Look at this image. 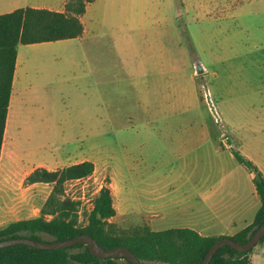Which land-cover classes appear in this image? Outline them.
Returning <instances> with one entry per match:
<instances>
[{
    "label": "rangeland",
    "instance_id": "374dc122",
    "mask_svg": "<svg viewBox=\"0 0 264 264\" xmlns=\"http://www.w3.org/2000/svg\"><path fill=\"white\" fill-rule=\"evenodd\" d=\"M62 2L0 0V14L33 5L58 8ZM213 2H230L234 7L228 12L242 8L237 17L225 16ZM257 19L264 22V0H95L84 15L82 38L21 45L26 83L10 103L0 159V227L17 217L39 215L52 185L27 183L35 168L57 170L83 160L94 162L93 174L66 186L81 201L82 220L108 185L117 211L112 221L118 227H190L189 211L177 210L181 203L168 201L167 208H160L165 201L144 200L143 189L183 174L192 180V168L180 167L183 162L176 156L183 152L181 134L201 124L225 132L202 96L203 86L213 93L208 74H197L196 66L209 64L214 48L210 33L216 32L217 44L224 32L247 33L253 41ZM180 93L184 100L176 104ZM227 135L222 134L223 142ZM185 153L187 159L193 155ZM211 170L214 182L199 186L212 188L210 202L224 203L229 186L221 177L225 169ZM246 176L238 184L248 194ZM192 186L191 181L186 185ZM203 190L200 195L205 196ZM256 208L231 216L229 229L214 217L205 233L234 235L254 220ZM257 245L249 254L250 264H264L255 255Z\"/></svg>",
    "mask_w": 264,
    "mask_h": 264
},
{
    "label": "trees",
    "instance_id": "16d2710c",
    "mask_svg": "<svg viewBox=\"0 0 264 264\" xmlns=\"http://www.w3.org/2000/svg\"><path fill=\"white\" fill-rule=\"evenodd\" d=\"M93 1L68 0L64 11L28 6L0 14V159L19 46L81 36L84 32L81 16ZM233 152L239 163L255 173L254 183L261 200L254 220L234 235L208 236L191 227L154 230L144 225L120 228L112 221L117 211L108 185L99 190L91 209L82 220L81 201L67 194L66 186L71 181L82 180L93 174L94 162L83 160L57 170L35 168L27 176V183L51 184V192L38 216L10 221L1 226L0 241L18 237L60 241L88 234L106 249L129 248L143 264H200L220 238L232 237L246 243L264 223V175L252 160L238 150ZM262 242L264 237L259 243ZM253 250L240 252L226 245L212 257L210 264H250L249 254ZM121 259L126 264H134L127 258L96 257L84 243L64 249H38L25 244L0 248V264H119Z\"/></svg>",
    "mask_w": 264,
    "mask_h": 264
},
{
    "label": "crops",
    "instance_id": "0c3cea01",
    "mask_svg": "<svg viewBox=\"0 0 264 264\" xmlns=\"http://www.w3.org/2000/svg\"><path fill=\"white\" fill-rule=\"evenodd\" d=\"M67 1L63 0L58 8L46 5L29 7L64 11ZM212 4L218 8L222 7L220 13L225 16L228 13L229 16L234 15L233 17H237L238 13L236 12L242 8V5L237 6L235 12H228L234 7L230 2H223L222 5H216V2ZM17 8L21 7H16L15 9ZM86 12L81 16L84 32L81 36L73 39L82 38L86 32L84 24ZM255 26L257 33L253 35V41H249L251 39L247 33L227 34L224 32V38L217 44L216 32L209 34L211 36L209 39L213 40L211 46L213 45L214 48L208 55L209 64L203 68L208 74L211 88L225 118V133L228 134L227 141L223 142L222 140L224 132L219 133L218 129L208 127L206 124H201L199 129L181 134L183 152L189 150L193 155L190 159H187V153L183 154L182 152L180 154L178 152L176 156L179 158L178 161L183 162L180 167L192 168V180H189V177L183 174V176L170 180L159 187L154 186L148 191L145 188L143 189V193H145L144 200L151 203H158L159 200L165 201L162 204H158L160 208L162 205L164 209L167 208L168 201L175 200L181 203V205L177 206V210L189 211L188 214L191 216L190 227L200 233H205L209 230L214 217L219 218L221 225L229 229L234 224L230 221L231 216H242L248 210H252L254 205H257L256 213L261 204L254 183L255 173L247 167L242 169V166L245 165L239 163L233 152L238 150L252 160L264 175V22L257 19ZM59 41L62 40L53 42ZM23 66V55L18 48L10 103L13 102L15 91L18 93L22 83H26L23 82L25 72ZM182 100H184V96L180 93L176 99V104ZM211 157H214L213 159L215 160H211ZM199 168L204 169V171L198 173ZM215 168H221L223 171L225 169L224 172L221 170V177L223 176L224 178H222L227 183L229 182L226 195L222 198V200H226L224 203H222L223 201L219 203L210 202V199L215 195L212 188H204L203 190V187L199 186L204 184L205 181L207 183L214 182V174L216 172L211 169ZM245 172H247L246 180L250 189L248 194L241 190L238 184L243 180L242 176ZM190 181L193 186L187 188L186 185ZM202 190L206 194L205 196L200 195ZM249 196H252V198ZM188 200H191L190 204H188L189 202H184ZM199 200L204 201V203L199 205ZM145 205L147 206V203ZM166 214L170 213L167 212ZM26 218L30 217H17L15 220ZM204 235L209 236L206 233ZM256 250L255 255L264 258V242L257 245Z\"/></svg>",
    "mask_w": 264,
    "mask_h": 264
},
{
    "label": "water",
    "instance_id": "95a60500",
    "mask_svg": "<svg viewBox=\"0 0 264 264\" xmlns=\"http://www.w3.org/2000/svg\"><path fill=\"white\" fill-rule=\"evenodd\" d=\"M203 72H205V69L198 62L196 66V73L201 74ZM263 237L264 223L257 228L249 241L246 243L238 242L232 237H222L211 246L205 259L200 264H210L212 257L219 251L220 248L226 245L231 246L240 252L250 251L261 241ZM82 243L87 244L90 253L96 257L127 258L134 264H143V262L129 248L116 247L113 249H106L104 246L99 244L94 237L88 234H81L76 237L60 241H39L28 237H18L0 241V248L25 244L38 249H64Z\"/></svg>",
    "mask_w": 264,
    "mask_h": 264
},
{
    "label": "built area",
    "instance_id": "2783aa9c",
    "mask_svg": "<svg viewBox=\"0 0 264 264\" xmlns=\"http://www.w3.org/2000/svg\"><path fill=\"white\" fill-rule=\"evenodd\" d=\"M202 96H203V99L205 101L207 109H208L210 115L212 116L214 122L217 125H219L222 129L223 128L225 129V121H224V118L222 116V112L219 109V106H218V104H217V102L213 96L212 91L208 87L203 86ZM223 134L225 135V132ZM75 181H77V180H75Z\"/></svg>",
    "mask_w": 264,
    "mask_h": 264
}]
</instances>
